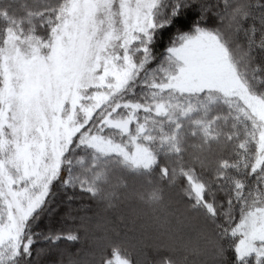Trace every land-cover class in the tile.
Wrapping results in <instances>:
<instances>
[{
	"label": "snow or ice",
	"instance_id": "6c2138e0",
	"mask_svg": "<svg viewBox=\"0 0 264 264\" xmlns=\"http://www.w3.org/2000/svg\"><path fill=\"white\" fill-rule=\"evenodd\" d=\"M178 244L264 264V0H0V264Z\"/></svg>",
	"mask_w": 264,
	"mask_h": 264
},
{
	"label": "clouds",
	"instance_id": "9594fccd",
	"mask_svg": "<svg viewBox=\"0 0 264 264\" xmlns=\"http://www.w3.org/2000/svg\"><path fill=\"white\" fill-rule=\"evenodd\" d=\"M133 218L129 220L126 217L127 227L129 231L134 232L135 235L139 236L141 234L146 235L148 237H159L161 236L163 229L159 224L155 223L149 217H143L135 219V223L132 222ZM175 223V221H173ZM192 238L195 241V233H193L190 229H185L178 236V239L188 240ZM200 246H204V241L201 239ZM88 248L87 242H85V249ZM176 264H206V259L203 255H197L193 250H185L179 244L177 245V249L175 252Z\"/></svg>",
	"mask_w": 264,
	"mask_h": 264
},
{
	"label": "trees",
	"instance_id": "16d2710c",
	"mask_svg": "<svg viewBox=\"0 0 264 264\" xmlns=\"http://www.w3.org/2000/svg\"><path fill=\"white\" fill-rule=\"evenodd\" d=\"M162 36L164 38H162V40H161V45L165 42L167 33L162 34ZM86 202H89V201H86ZM132 209H135L137 213L141 214L139 218L145 217L144 214L148 213V209H147V207L145 205L141 204L138 201H132L126 206V210H125V215H126V217L129 218V220H131V218H132ZM113 219H115V217H113ZM127 230H129L128 227H127ZM129 232H130V234H134V232H131V231H129ZM77 247H80V245L79 244H75L72 247V250L75 251V248H77ZM151 255H153V254L150 253V256Z\"/></svg>",
	"mask_w": 264,
	"mask_h": 264
}]
</instances>
